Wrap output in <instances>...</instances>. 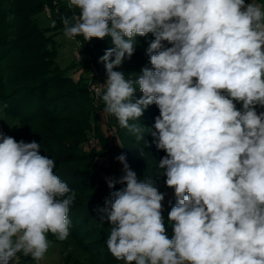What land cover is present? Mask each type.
Returning <instances> with one entry per match:
<instances>
[{
	"label": "clouds",
	"instance_id": "1",
	"mask_svg": "<svg viewBox=\"0 0 264 264\" xmlns=\"http://www.w3.org/2000/svg\"><path fill=\"white\" fill-rule=\"evenodd\" d=\"M69 7L79 11L61 15L64 37H108L113 45L99 58L105 83L90 90L137 142L150 129L166 153L160 175L176 198L169 238L165 195L151 179L139 181L118 155L123 175L107 178V186H126L111 191L100 209L101 222L106 216L111 225L110 254L123 264H264V4L69 0ZM148 34L151 67L135 79L114 70ZM153 104L159 115L152 128L135 123ZM40 149L0 131V264L20 253L42 261L48 233L59 241L70 235L76 192Z\"/></svg>",
	"mask_w": 264,
	"mask_h": 264
},
{
	"label": "trees",
	"instance_id": "2",
	"mask_svg": "<svg viewBox=\"0 0 264 264\" xmlns=\"http://www.w3.org/2000/svg\"><path fill=\"white\" fill-rule=\"evenodd\" d=\"M78 11L74 8L68 9L67 15L71 17L78 14ZM6 12L11 10L7 9ZM12 13L13 17H16V14ZM0 21L7 24L3 15H0ZM43 36L45 35L34 34L32 38L28 37L27 41L32 43ZM4 39L0 37V106L4 116L16 121L11 137L17 142L23 140L26 143H40V154L55 161L54 173L76 192V199L69 210L71 224L67 239L77 243L87 254L88 257L82 264H123V261L116 260L107 249L105 242L110 235L111 225L106 216L101 222L104 213L100 209L105 207V200L110 197L111 191L119 190L125 185L117 184L114 189H107L106 179L110 176L100 174L98 178L94 175L92 164L95 156L86 153L84 148L92 140L91 137L100 144L105 142L108 150L114 145L119 146L118 139L123 148L118 147L117 150L126 156L131 170L137 174V179H151L161 193H168L164 211H170L176 203L174 190L166 187V177L160 175L159 168V160L166 153L156 148L150 129H145L144 141L137 142L135 136L119 126L114 116L105 114L104 104H95L90 83L81 82L79 72L70 73L59 68L54 59H50L53 54L45 55L48 52L40 51L32 58H24L26 56L24 53V56L22 55L19 45L24 44L26 39L20 36L9 42ZM136 39L132 57L126 59L120 68L114 69L124 72L128 79L138 77L143 67H151L146 49L154 37L148 34ZM90 43L88 56L83 60L88 62L89 59L92 64L101 68L105 76L106 69L104 64L99 62V58L104 55L106 49L113 47L111 40L108 37L104 40L93 38ZM15 55L22 56L16 58ZM141 95L142 93L137 91L136 97ZM5 104L6 108L3 107ZM240 107V104H237V108ZM99 113L103 114L108 131L109 125L111 127V139L102 133L97 134V125L100 131ZM158 115V107L155 104L150 105L135 123L152 128ZM141 148L143 155L139 152ZM106 171L115 173V169ZM164 222L166 232L171 238L172 227L165 218Z\"/></svg>",
	"mask_w": 264,
	"mask_h": 264
},
{
	"label": "rangeland",
	"instance_id": "3",
	"mask_svg": "<svg viewBox=\"0 0 264 264\" xmlns=\"http://www.w3.org/2000/svg\"><path fill=\"white\" fill-rule=\"evenodd\" d=\"M245 2L251 3V0H245ZM256 2L264 4V0H256ZM7 9L11 10V12H6ZM68 9H71L69 7V0H0V15H3L7 22L5 24L0 21V37H4V40L9 42L15 40L14 37L20 36L22 39H26L24 44L19 45L22 55L24 53L26 56L24 58H32L40 51L48 52L45 55L53 54V57H50V59H54L59 68H63L70 73L79 72L81 82L87 81L90 84L97 83L103 85L107 79V75L104 76L101 68L92 64L89 59L87 60L88 62L83 60L84 57L88 56L91 41H85L83 36H78L75 40H69L63 35V24L60 17L61 15H67ZM12 12L16 14V17H13ZM53 21H55L54 26ZM32 29L34 32L31 33ZM34 34L38 36L44 34L45 36L35 39L32 43H28L27 38H32L31 36ZM22 55H15V57L19 58ZM93 99L96 105L103 103L96 96H93ZM99 118L101 132L97 125V134L100 135L102 133L103 136L111 139L113 132L111 133L110 125L109 132L102 113H99ZM15 123L16 121L13 118L4 116L0 106V131H3L8 136H12L11 132ZM91 139L86 144L84 151L95 156L92 164V170L95 172L94 175L99 178L100 174H107L110 177H117L116 179H119L123 174L122 170L121 174L119 172L118 160L116 159L118 153L122 154L121 151L117 150L120 146L116 147L114 145V147L108 150L105 142L102 141V144H100L98 140L92 137ZM106 169H115L116 174H110ZM107 189L109 188L107 187ZM163 194L165 195V199L162 202V215L168 221L169 211H164L166 209L165 201L168 193L165 192ZM47 238L50 241V247L45 254L44 260L36 261L31 256H24L20 253L12 264H82L88 257L84 250L75 242L68 239L59 241L51 233L47 234Z\"/></svg>",
	"mask_w": 264,
	"mask_h": 264
},
{
	"label": "built area",
	"instance_id": "4",
	"mask_svg": "<svg viewBox=\"0 0 264 264\" xmlns=\"http://www.w3.org/2000/svg\"><path fill=\"white\" fill-rule=\"evenodd\" d=\"M91 86L92 84H90V89H91ZM91 91V90H90ZM93 96H95V93L93 91H91ZM118 155H120V153H118ZM118 169H119V172L121 174V170L123 169V165L118 161ZM123 175V174H122ZM126 186V185H125Z\"/></svg>",
	"mask_w": 264,
	"mask_h": 264
}]
</instances>
